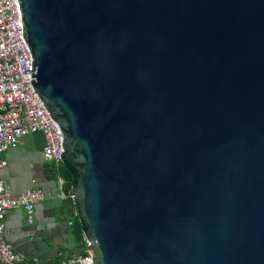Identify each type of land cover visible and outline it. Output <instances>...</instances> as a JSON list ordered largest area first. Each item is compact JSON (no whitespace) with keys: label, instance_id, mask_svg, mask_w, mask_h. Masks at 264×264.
<instances>
[{"label":"water","instance_id":"1","mask_svg":"<svg viewBox=\"0 0 264 264\" xmlns=\"http://www.w3.org/2000/svg\"><path fill=\"white\" fill-rule=\"evenodd\" d=\"M15 1L80 256L264 264V0Z\"/></svg>","mask_w":264,"mask_h":264},{"label":"built area","instance_id":"2","mask_svg":"<svg viewBox=\"0 0 264 264\" xmlns=\"http://www.w3.org/2000/svg\"><path fill=\"white\" fill-rule=\"evenodd\" d=\"M32 57L23 39L21 12L15 0H0V168L6 165L2 154L16 148L22 138L32 132H41L44 137L43 157L47 164L57 165L62 161L58 143V129L49 120L38 97L30 87ZM32 71V72H30ZM58 179V196L66 199ZM46 194L40 188H29L13 195L6 182L0 179V264H19L23 256L14 251L4 238L5 216L9 209L21 207L32 220L36 203ZM77 212V211H76ZM82 246L86 247L84 231ZM58 264H94L89 254L81 257L73 253L62 258Z\"/></svg>","mask_w":264,"mask_h":264},{"label":"crops","instance_id":"3","mask_svg":"<svg viewBox=\"0 0 264 264\" xmlns=\"http://www.w3.org/2000/svg\"><path fill=\"white\" fill-rule=\"evenodd\" d=\"M43 144L42 133L32 132L16 148L2 154L7 163L0 168V179L14 196L29 188H40L46 194L36 203L31 222L21 207L6 213L4 238L14 251L22 254L19 264H58L79 250L72 231L77 212L69 216L65 199L58 196V184L47 178Z\"/></svg>","mask_w":264,"mask_h":264},{"label":"trees","instance_id":"4","mask_svg":"<svg viewBox=\"0 0 264 264\" xmlns=\"http://www.w3.org/2000/svg\"><path fill=\"white\" fill-rule=\"evenodd\" d=\"M46 176L58 183V179H62L61 189L65 194H70L72 188L75 186L78 177V171L74 165L67 161H61L57 165L47 164ZM86 230L81 218L78 215L73 216L72 231L75 241L78 245V254H85L82 246V231Z\"/></svg>","mask_w":264,"mask_h":264}]
</instances>
